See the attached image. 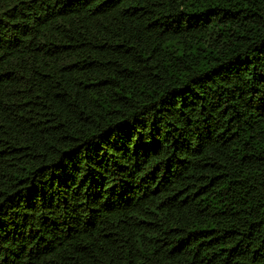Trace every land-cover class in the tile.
Instances as JSON below:
<instances>
[{"label":"trees","instance_id":"obj_1","mask_svg":"<svg viewBox=\"0 0 264 264\" xmlns=\"http://www.w3.org/2000/svg\"><path fill=\"white\" fill-rule=\"evenodd\" d=\"M0 264H264V0H0Z\"/></svg>","mask_w":264,"mask_h":264}]
</instances>
